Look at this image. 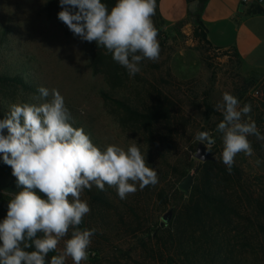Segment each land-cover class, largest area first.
I'll list each match as a JSON object with an SVG mask.
<instances>
[{"label":"rangeland","instance_id":"1","mask_svg":"<svg viewBox=\"0 0 264 264\" xmlns=\"http://www.w3.org/2000/svg\"><path fill=\"white\" fill-rule=\"evenodd\" d=\"M102 2L110 10L117 0ZM160 3L156 0L152 17L159 30V59L143 60L141 71L130 77L105 48L95 41H82L58 19L62 10L59 0H0V70L24 72L37 89H57L72 114L71 123L81 124L95 146L103 151L110 144L127 149L135 143L158 176L155 185L142 190L137 185V191L126 199L119 198L115 187L105 185L103 194L110 198L111 206L92 199L91 193L99 190L95 185L85 189L81 199L89 203L91 211L82 223L84 229L94 228L96 232L88 260L81 264H178L173 262L175 257L169 254L165 240L150 239L149 231L162 227L168 212H172V220L181 208L183 202L175 196L181 183L191 175L192 187L198 182L199 161L195 154L201 133L210 134L205 144L213 153V161L222 163V134L216 132V127L223 114L216 105L223 93L237 97L241 107L246 103L252 106L243 119L255 121L264 135V70L254 69L236 54L216 49L197 37L194 13L182 22L169 24L161 14ZM38 95L21 87H0V100L6 103L2 110L8 113L12 103L38 104ZM114 100L159 117L145 120L131 115ZM211 136L219 138V151L209 143ZM248 139L253 155L238 154L234 165L241 170L246 186L262 193L264 140L255 136ZM256 160L261 163L257 165ZM7 166L0 163V183L12 176ZM162 190L169 195L165 202L158 197ZM244 209L251 214L247 199ZM2 212L4 219L7 212ZM70 237L71 229L58 244V254ZM248 251L259 254V261L264 263V247L255 243L252 248L243 247L244 263L253 260ZM65 264H73L72 259L66 258Z\"/></svg>","mask_w":264,"mask_h":264},{"label":"clouds","instance_id":"2","mask_svg":"<svg viewBox=\"0 0 264 264\" xmlns=\"http://www.w3.org/2000/svg\"><path fill=\"white\" fill-rule=\"evenodd\" d=\"M59 4L58 19L82 41L105 48L130 77L141 71L143 60L159 59V30L152 20L156 0H117L110 10L102 0H59ZM37 92L40 103H12L0 120V156L11 167L19 189L11 194L0 222V264H46L48 254L70 229L71 237L60 254L51 256L50 264H65L68 257L81 264L88 260L96 232L79 227L91 211L81 199L85 189L95 185L104 191L108 185L126 199L137 185L140 190L155 185L158 176L137 144L127 149L110 144L102 151L83 128L73 126L57 89L40 86ZM216 110L223 114L216 127L222 134V163L231 174L238 154L253 155L248 137L264 140V135L255 121L243 119L252 106L241 107L234 95L223 93ZM209 143H215L214 138Z\"/></svg>","mask_w":264,"mask_h":264},{"label":"trees","instance_id":"3","mask_svg":"<svg viewBox=\"0 0 264 264\" xmlns=\"http://www.w3.org/2000/svg\"><path fill=\"white\" fill-rule=\"evenodd\" d=\"M196 26L197 37L210 44L207 40L206 28L198 15ZM2 41L1 38L0 45ZM11 86L37 91L33 82L26 79L24 72L10 73L8 70H0V87ZM114 101L127 113L139 118L153 120L159 117L157 113L144 114L125 102ZM4 104L6 103L0 100V120L7 114L2 110L6 108ZM7 109L9 110V107ZM73 126L83 128L78 123ZM212 138L215 140V143H212L213 149L219 151V138L211 136L210 139ZM261 157L264 161V148L261 149ZM0 163L6 165L3 160H0ZM7 168L12 170L10 166ZM198 169L200 171L198 182L191 188L188 196L180 189L175 190V196L183 202L181 208L169 223L164 222L162 227L151 228L149 238L165 240V246L169 245L167 248L169 254L175 257L173 262L178 264H264L263 261H259V254L253 255L250 251L246 253L252 256L253 260L247 263L243 261V247L252 248L253 243L264 247V190L261 193L247 187L243 182L241 170L235 165L231 174L226 166L218 161H199ZM17 191L19 189L16 178L12 176L0 183V208L3 211L7 212L11 194ZM91 194L93 200L111 206L110 198L105 196L103 191L97 190ZM158 197L165 202L169 195L162 190ZM244 199L250 204L251 214L245 213ZM130 211L138 216L132 208ZM79 227L84 229L83 223ZM239 242L242 248H239ZM31 250L33 249H29ZM49 255H58V253L55 250ZM46 264L49 263L46 261Z\"/></svg>","mask_w":264,"mask_h":264},{"label":"crops","instance_id":"4","mask_svg":"<svg viewBox=\"0 0 264 264\" xmlns=\"http://www.w3.org/2000/svg\"><path fill=\"white\" fill-rule=\"evenodd\" d=\"M160 11L169 24L182 22L191 13L198 15L214 48L234 53L250 67L264 70V4L244 5L242 0H161ZM2 214L0 208V222Z\"/></svg>","mask_w":264,"mask_h":264},{"label":"water","instance_id":"5","mask_svg":"<svg viewBox=\"0 0 264 264\" xmlns=\"http://www.w3.org/2000/svg\"><path fill=\"white\" fill-rule=\"evenodd\" d=\"M195 6V4L193 3L191 5V8H193ZM199 146L197 148L196 154H195V158L200 161V162H208V161H213L214 160V156L213 153L208 149V147L206 146V142L208 141V138H203L199 137ZM194 182V176H188L180 185V189L182 191H189L193 185ZM171 217H172V212H168L164 217H163V221L165 223H169L171 221ZM40 236H42V233L38 234ZM50 259L51 256L48 254V256L46 257V261L50 264Z\"/></svg>","mask_w":264,"mask_h":264},{"label":"built area","instance_id":"6","mask_svg":"<svg viewBox=\"0 0 264 264\" xmlns=\"http://www.w3.org/2000/svg\"><path fill=\"white\" fill-rule=\"evenodd\" d=\"M242 3L244 4V5H252V4H264V0H242ZM256 94V96H258L259 95V91H256L255 92ZM13 176V175H12ZM14 177V176H13Z\"/></svg>","mask_w":264,"mask_h":264}]
</instances>
